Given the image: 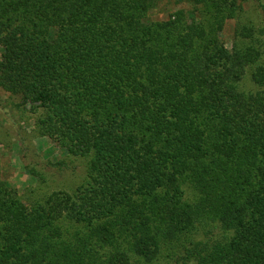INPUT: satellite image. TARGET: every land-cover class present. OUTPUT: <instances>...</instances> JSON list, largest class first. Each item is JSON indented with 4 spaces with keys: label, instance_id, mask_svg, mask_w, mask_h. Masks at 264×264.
<instances>
[{
    "label": "trees",
    "instance_id": "16d2710c",
    "mask_svg": "<svg viewBox=\"0 0 264 264\" xmlns=\"http://www.w3.org/2000/svg\"><path fill=\"white\" fill-rule=\"evenodd\" d=\"M0 89L86 160L23 197L0 165V264H264V0H0Z\"/></svg>",
    "mask_w": 264,
    "mask_h": 264
},
{
    "label": "rangeland",
    "instance_id": "374dc122",
    "mask_svg": "<svg viewBox=\"0 0 264 264\" xmlns=\"http://www.w3.org/2000/svg\"><path fill=\"white\" fill-rule=\"evenodd\" d=\"M168 14L169 11L161 10L154 17L167 19ZM248 15L250 16L249 13ZM234 31L235 22L229 21L224 32V40L228 47L232 45ZM251 86L253 85L249 80H246L245 88L250 89ZM0 103L5 117L10 120L14 129L16 131L21 129V135L27 137L26 142L21 143L18 138H11L0 125L2 175L22 197L31 188L48 192L59 190L71 192L85 183V159L68 155L61 146L47 138H38L35 134V121L38 115L26 108L18 109L9 94L2 89H0ZM12 114L18 124L11 119ZM27 141H31L32 148H27ZM33 164L37 167H33ZM31 168L36 169V174H33Z\"/></svg>",
    "mask_w": 264,
    "mask_h": 264
}]
</instances>
